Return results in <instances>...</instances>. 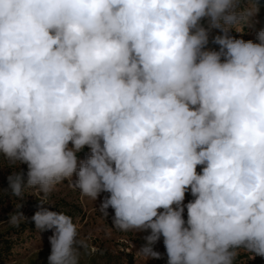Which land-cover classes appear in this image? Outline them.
<instances>
[{
  "label": "clouds",
  "instance_id": "9594fccd",
  "mask_svg": "<svg viewBox=\"0 0 264 264\" xmlns=\"http://www.w3.org/2000/svg\"><path fill=\"white\" fill-rule=\"evenodd\" d=\"M258 11V0H0V157L17 169L12 196L43 194L30 219L52 232L47 264H79L78 226L47 206L64 181L106 194L99 211L147 233L148 260L161 240L166 264L264 257V29L232 35Z\"/></svg>",
  "mask_w": 264,
  "mask_h": 264
},
{
  "label": "rangeland",
  "instance_id": "374dc122",
  "mask_svg": "<svg viewBox=\"0 0 264 264\" xmlns=\"http://www.w3.org/2000/svg\"><path fill=\"white\" fill-rule=\"evenodd\" d=\"M245 25L243 32H233L236 38L244 40L256 39V33L264 29V6ZM217 34L215 31L213 35ZM210 47H218L210 45ZM88 149L79 153L84 158ZM26 172V165H21ZM16 166H10L6 159L0 157V264H47L50 252L48 237L51 231L41 232L31 222V217L37 210L38 200L43 195L35 189L26 188L21 197L12 196L6 189L7 177L15 171ZM199 170V169H198ZM97 201L82 196L68 181L55 186L48 194L47 206L50 210L62 212L70 216L77 227V250L79 264H166V254L162 240L155 245V250L162 254L159 260H151L137 254L144 243L145 232L121 231L112 225V210L105 217L99 211ZM186 195L185 203L191 200ZM21 211L28 220L18 225L9 223L10 215ZM234 264H264V257H254L244 249L238 250Z\"/></svg>",
  "mask_w": 264,
  "mask_h": 264
},
{
  "label": "water",
  "instance_id": "95a60500",
  "mask_svg": "<svg viewBox=\"0 0 264 264\" xmlns=\"http://www.w3.org/2000/svg\"><path fill=\"white\" fill-rule=\"evenodd\" d=\"M258 5L264 6V0H258Z\"/></svg>",
  "mask_w": 264,
  "mask_h": 264
}]
</instances>
